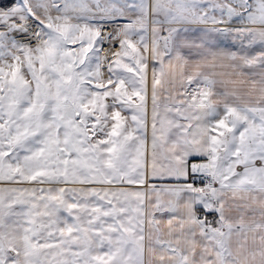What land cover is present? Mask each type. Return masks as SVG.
Wrapping results in <instances>:
<instances>
[{"label":"snow or ice","instance_id":"snow-or-ice-1","mask_svg":"<svg viewBox=\"0 0 264 264\" xmlns=\"http://www.w3.org/2000/svg\"><path fill=\"white\" fill-rule=\"evenodd\" d=\"M0 264H264V0H0Z\"/></svg>","mask_w":264,"mask_h":264}]
</instances>
